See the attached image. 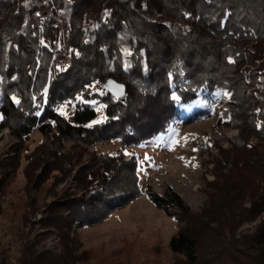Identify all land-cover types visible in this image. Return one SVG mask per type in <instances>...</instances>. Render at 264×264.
<instances>
[{
	"label": "trees",
	"instance_id": "1",
	"mask_svg": "<svg viewBox=\"0 0 264 264\" xmlns=\"http://www.w3.org/2000/svg\"><path fill=\"white\" fill-rule=\"evenodd\" d=\"M43 12L50 16L40 21ZM56 25L68 29L59 34L68 59L61 67L47 45ZM108 80L124 84L123 100L103 90ZM219 91L228 101L215 131L238 134L226 138L231 150L211 141L224 161L214 159L216 186L209 183L213 193L197 216L170 189L161 196L142 190L136 159L123 151L169 137L183 123L179 105ZM95 105L103 118L97 123ZM4 128L18 140L15 158L39 134L41 142L24 153L25 169L40 164L60 178L76 159L59 153L63 144L82 153L97 143L119 146L117 155L89 153L81 194L56 206L46 226L56 224L65 237L74 225L101 223L144 197L186 222L168 242L180 264H264V0H0ZM200 146L199 154L209 152ZM261 216L250 235L234 237ZM35 254L29 258L38 264H67Z\"/></svg>",
	"mask_w": 264,
	"mask_h": 264
},
{
	"label": "rangeland",
	"instance_id": "2",
	"mask_svg": "<svg viewBox=\"0 0 264 264\" xmlns=\"http://www.w3.org/2000/svg\"><path fill=\"white\" fill-rule=\"evenodd\" d=\"M56 26L57 36L66 31L63 25ZM55 55L64 57L62 53ZM227 101L224 92L198 93L192 103L178 106L183 123L169 137L123 151L125 157L136 159L142 190L148 186L161 196L170 189L192 215H201L208 205V195L213 193L209 183H214V159L220 165L224 161L211 141H218L222 149L231 150L226 138L238 134L235 129L215 131L219 109ZM94 107L97 123L103 119L101 106ZM25 108V104L21 106L22 110ZM59 111L64 115L71 113L65 106ZM41 140L39 134H32L26 145L20 146L21 157L15 158L17 138L8 128L0 130V264H38L29 258L32 252L35 255L46 252L67 264L182 263V257L169 251L168 242L186 222L179 219L177 211L163 212L144 197L116 210L101 223L88 227L74 225L66 237L56 224L46 226L52 215H56V206L61 200L81 194L79 171L87 166L89 153L117 155L119 146L97 143L82 153L81 147L63 144L59 153L73 159L75 156L77 160H73L71 172L60 178L57 172L42 169L40 164L25 169L24 153L33 150ZM200 143L210 147L208 153L199 154L203 149ZM262 216L254 222L243 223L235 230L234 237L250 235ZM222 241L215 242L220 246L225 244Z\"/></svg>",
	"mask_w": 264,
	"mask_h": 264
},
{
	"label": "built area",
	"instance_id": "3",
	"mask_svg": "<svg viewBox=\"0 0 264 264\" xmlns=\"http://www.w3.org/2000/svg\"><path fill=\"white\" fill-rule=\"evenodd\" d=\"M50 16V13L49 12H46V13H42L41 16H40V21H44L46 19H48ZM58 29L57 26H55V31ZM54 31V37L53 38H50L48 40V47H49V50L51 51L52 55H54V59H53V62L54 64H56L57 67H61L63 66L64 64L68 63V59L66 58L65 56V52H66V48L67 46L66 45H63L61 42H60V39H59V36H57L56 32ZM66 33L68 32V29L66 28ZM63 54L64 57L60 56V57H56L55 54Z\"/></svg>",
	"mask_w": 264,
	"mask_h": 264
},
{
	"label": "water",
	"instance_id": "4",
	"mask_svg": "<svg viewBox=\"0 0 264 264\" xmlns=\"http://www.w3.org/2000/svg\"><path fill=\"white\" fill-rule=\"evenodd\" d=\"M102 88L104 91L108 92L112 96L123 100L125 96V88L123 83H118L113 80H108L104 84H102Z\"/></svg>",
	"mask_w": 264,
	"mask_h": 264
}]
</instances>
